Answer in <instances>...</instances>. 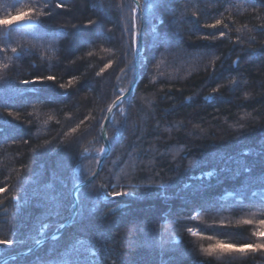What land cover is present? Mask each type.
Instances as JSON below:
<instances>
[{
    "label": "trees",
    "instance_id": "16d2710c",
    "mask_svg": "<svg viewBox=\"0 0 264 264\" xmlns=\"http://www.w3.org/2000/svg\"><path fill=\"white\" fill-rule=\"evenodd\" d=\"M139 2V79L108 123L111 149L83 201L92 228L68 226L59 239L2 264H71L77 249L91 264H196L208 259L198 252L208 241L186 228L208 225L214 227L204 235L222 231L231 242H257L251 232L264 219L258 196L264 185L250 183L240 165H255L253 176L264 171L256 156L264 142V2ZM20 7L54 14L34 13L27 19L37 23L28 28L0 25V187L6 188L0 193V240L17 241L0 245V258L28 250L69 217L73 185L92 173L104 146L96 121L133 77L138 45L129 47L127 29L133 16L136 32L140 24L133 0H0V19H11ZM217 19L222 39H200L218 35L217 29L189 30L196 21ZM87 20L98 22L84 27ZM74 24L80 27L69 35ZM49 75L55 80L20 83ZM240 124L244 128L233 127ZM245 149L252 154L244 156ZM213 170L211 177L202 175ZM237 171L240 177L231 179ZM111 191L129 194L113 199ZM222 197L243 204L213 208L210 200ZM177 215L195 219L177 226ZM243 220L253 223H238ZM242 264H264V252L245 254Z\"/></svg>",
    "mask_w": 264,
    "mask_h": 264
},
{
    "label": "snow or ice",
    "instance_id": "6c2138e0",
    "mask_svg": "<svg viewBox=\"0 0 264 264\" xmlns=\"http://www.w3.org/2000/svg\"><path fill=\"white\" fill-rule=\"evenodd\" d=\"M262 2H264V0H262ZM45 8H49V5H44ZM66 4L65 3H56L55 4V8H65ZM165 8H168V5H164ZM136 9H132V12L135 13ZM36 15H45L47 17H52L54 12L53 11H48L47 13H40V12H36L35 8H28L25 9L23 7L17 8L16 9V15L13 16L11 19H0V25H5V26H12L14 23H19L27 18H29L31 15L33 14ZM193 16L196 15V13L192 14ZM9 16H11V13H9ZM98 22V20H87L84 24V27H89L92 26L94 24H96ZM165 22L164 19H161L159 21V23L161 25H163ZM222 21L220 19H217L214 21V23L211 24H204V25H200L198 21H196L195 23L192 24L191 28L189 29L192 32H198L201 30V28H211V29H217L218 35L217 34H208V35H204L202 37H200V39L203 40H211V41H216L219 39H222L225 37V32L222 30H219L217 28L218 25H221ZM80 27V25H72L71 29L72 31H70L69 35H75L74 30L76 28ZM136 19L135 16H133L131 22H130V27L127 29V31H129L131 33V37H132V44L129 47H133L137 44V32H136ZM226 27V26H225ZM111 31V29H109V32ZM154 34L157 36V41H161L163 40V37L159 36L158 33H155L154 30ZM16 49H13V52H15ZM88 55H91V53H88ZM124 58H127V51L124 53ZM234 63H238V61L234 62ZM112 65V61L109 60L107 63H105L103 65V67L100 68L99 72L97 73V75L99 76L101 73H104L106 69H108L110 66ZM123 71V70H122ZM55 80L54 76H33L32 80H22L20 83L24 84V85H29V84H36L38 82H43V81H53ZM61 88L65 87L64 85H60ZM214 91H218V89H214ZM119 93L120 95L116 98L115 101L112 102V104L108 105V112L110 113L113 109V106L116 104H119L122 100V98L125 97L126 94V90L121 88L119 89ZM88 117H85V120H87ZM109 116L105 115V120H108ZM97 123L100 124L101 127V137H103L105 135L104 133V129L107 127L106 124L102 123L101 121H96ZM81 124H83V121H81ZM233 127H239V128H244L243 124L240 125H234ZM80 128V124H77L74 128H71L70 131L71 132H76L77 129ZM201 131H203V129H201ZM143 134V133H142ZM243 135V133H242ZM25 143H27V141H24ZM105 151L104 147L102 146L100 148V153H103ZM251 150L249 149H245L243 155L244 156H248L251 155ZM256 156L259 158L258 159V163L261 166V168H264V142L261 143V147L259 149V151L256 153ZM194 161H189V164H193ZM242 172L245 175V178L247 180H249L250 183H255L257 181H259L260 184L264 185V171H262L258 176H253L252 172H253V168L255 167V165H251L248 164L247 162H241L240 165ZM221 171H226L224 169H221ZM98 174V172H97ZM202 175L204 176H213L215 175V170L207 172V173H203ZM241 175L240 171H237L232 177H230L231 179L235 180L237 178H239ZM95 180V176H92V179L88 181L87 184V189H81L78 184H74L73 185V204L72 207L73 208H77V206H79L77 211H74L72 216L73 218L68 221L67 225L65 224H61L59 227L60 228H64L66 226H76L77 224H79V226L84 229V230H90L92 228V224L84 219V211H83V201L85 199H87L88 196H90L92 194V192L94 191L95 186L93 185L92 181ZM243 186V185H242ZM99 187L103 188L104 185L100 184ZM185 187H189V185H185ZM6 191V188L4 187H0V193H4ZM129 193L123 192V191H111L107 193V197H111V198H116V197H120V196H124V195H128ZM229 195H231V193H229ZM253 195H255V193H253ZM104 197V198H107ZM50 199H54V198H50ZM261 206H264V199H262L260 201ZM56 207V206H54ZM203 208V206H201ZM207 210V209H204ZM50 214L55 215L56 212L55 211H51ZM195 219L194 216H187V217H181L179 215L176 216L175 220L173 221V223L177 226H182L186 221H191ZM238 223H243L245 225H251L253 223V221L251 220H243L241 222ZM257 223L260 225L259 228H255L253 229V231L251 232V236L255 237L257 239V242H252L250 239L248 242H244V243H235V242H231L230 240H226L221 238L222 236L225 235L224 232H218V234L216 235H204V232L209 229L214 227L213 225H208L206 226L205 229H197L194 227H187L186 228V232L189 233L191 236L193 237H200L202 240H206L208 241L207 245L205 246L204 244H200L199 245V254H202L204 257H207L208 259H198L196 261V264H242V257L247 254V253H257V252H264V219H260L257 221ZM48 227L47 224L44 225V227L40 230V234L43 235L44 229H46ZM229 225H224L221 224L220 228H229ZM51 239L53 241L59 239V235H53L51 237ZM163 239V238H161ZM245 239V238H242ZM14 243H17L16 240H11V239H2L0 240V245H5V246H10L13 245ZM19 243H24L23 240H20ZM35 243L37 245H40L42 243L41 240H36ZM93 252H95V248L92 249ZM193 251H196L195 249H193ZM28 253H31V249L27 250ZM239 254V255H236ZM214 258V261H213ZM13 259H15V257H13ZM36 264H42L41 261L37 260ZM71 264H91V262L88 260V258L84 255L83 252H81L79 249L76 250V259H74ZM120 264H128V261L126 259H122L120 261Z\"/></svg>",
    "mask_w": 264,
    "mask_h": 264
},
{
    "label": "rangeland",
    "instance_id": "374dc122",
    "mask_svg": "<svg viewBox=\"0 0 264 264\" xmlns=\"http://www.w3.org/2000/svg\"><path fill=\"white\" fill-rule=\"evenodd\" d=\"M134 2V1H133ZM138 2H139V0H138ZM135 4V3H134ZM139 4H140V2H139ZM140 10H142L141 8H140ZM142 12V11H141ZM138 15H139V13H138ZM26 20V19H25ZM25 20H23V21H25ZM34 22H36V21H34ZM139 22H140V24H139V28H138V32H137V50H136V54H138L139 55V62H140V56H141V53H142V51H143V46H142V44H141V34H142V29H143V16L141 15H139ZM37 23V22H36ZM16 24L17 23H14L13 24V27H19V28H22L21 26H16ZM35 25V24H34ZM140 45V46H139ZM142 48L141 50H140V48ZM136 54H135V56H136ZM134 60H135V57H134ZM139 70H140V66H139V68H138V72H137V79L135 78V66H134V70H133V77H132V79L129 81V83H128V85L126 86V88H125V90H126V94H125V97L123 98V100L115 107V109L123 102V101H125L132 93H133V91H134V89H135V87H136V84H137V82H138V79H139ZM132 85H133V87H132ZM119 95H120V93H119ZM118 95V96H119ZM117 96V97H118ZM116 97V98H117ZM116 98L113 100V101H115L116 100ZM112 101V102H113ZM112 102L110 103V104H112ZM114 109V110H115ZM114 110H113V112L111 113V115H110V117H109V119L107 120V122L105 123L106 125H107V127L105 128V130H106V134H107V128H108V123H110V121H111V119H112V116H113V113H114ZM107 111H108V107H107V109H106V112H105V115L107 114ZM105 115H104V118H103V120H102V123H104V120H105ZM100 130H101V128H100ZM107 136V135H106ZM101 139H102V137H101ZM107 140H108V136H107ZM102 141H103V144H104V149H105V151L103 152V153H100V157L98 158V160H97V163H96V166H95V168H94V170L92 171V173L89 175V176H87L86 178H84V179H82V180H77L76 181V183L75 184H79V183H82V182H84V181H86L96 170H97V166H98V164H99V162H100V160H102V163H101V166H100V168H99V170L97 171L98 173H99V171H100V169H101V167H102V165H103V162H104V160H105V158L107 157V155L109 154V152H110V149H111V144H110V142H109V140H108V144H109V151H108V153L106 154V155H104L105 153H106V148H105V143H104V140L102 139ZM77 166V165H76ZM75 166V167H76ZM81 169L82 168H79V166H78V168L76 167L75 169H74V172L76 173H78V174H80L79 172H81ZM97 173L95 174V178L97 177ZM93 182V181H92ZM87 184H88V182L86 183V184H84L82 187H81V189L82 188H84V187H86L87 186ZM72 192H73V188H72V190H71V195H72ZM259 195H261V197L259 196ZM258 196L260 197V198H262V199H264V192L263 193H261V194H259ZM255 196V195H254ZM228 197H233V196H231V195H228ZM224 199L225 198H220V199H218V200H214V199H211L210 200V202H211V205H213V208H215V207H218V206H221V207H223L224 206V204H229V205H231V204H237V205H239V206H242V202L241 201H235L236 199L234 198V200H230V199H228L229 201H224ZM238 199V198H237ZM259 199V198H258ZM72 200H73V195H72ZM255 201V200H254ZM231 202H233V203H231ZM250 202H252V200L250 201ZM77 208H78V206H77ZM77 208H76V210H77ZM72 213H73V207H72V210H71V213H70V215H69V217L64 221V222H66L71 216H72ZM72 218H73V216H72ZM63 222V223H64ZM62 223V224H63ZM68 226H66L65 227V229L67 228ZM60 228V227H59ZM65 229L62 231V232H64L65 231ZM187 234H189V233H187ZM44 238H46V237H44ZM41 239H43V238H41ZM41 239H39V240H41ZM49 240H51V239H48V240H45L44 242H42L40 245H42V244H44L45 242H47V241H49ZM36 245V243L33 245V246H31L29 249H31V248H33L34 246ZM39 245V246H40ZM36 249H34V251H35ZM24 252H27V250L26 251H24ZM18 253H20V252H18ZM23 253V252H22ZM32 253V252H31ZM27 254H29V253H27ZM12 255V254H11ZM5 256H3V257H1L0 259H2V258H4Z\"/></svg>",
    "mask_w": 264,
    "mask_h": 264
},
{
    "label": "water",
    "instance_id": "95a60500",
    "mask_svg": "<svg viewBox=\"0 0 264 264\" xmlns=\"http://www.w3.org/2000/svg\"><path fill=\"white\" fill-rule=\"evenodd\" d=\"M134 1V3H135V5H136V7L140 10V6H139V2H138V0H133ZM35 24V22L34 21H32V20H25V21H21V22H19V23H17L16 24V26H21V27H27V26H31V25H34ZM140 46V45H139ZM140 48V47H139ZM142 48H140V50H141ZM134 66H135V78L137 79V72H138V68H139V55L138 54H136V56H135V60H134ZM132 87H133V85H132ZM122 100H123V98H122ZM121 100V101H122ZM118 104H116V105H114L113 106V109H112V111L109 113L108 111H107V116H109L110 117V115H111V113L113 112V110L115 109V107L117 106ZM107 122V120H104V124ZM104 131V133H105V135L102 137V139L104 140V143H105V148H106V153L104 154V155H106L107 153H108V151H109V144H108V140H107V136H106V130L104 129L103 130ZM103 160V159H102ZM102 160H100V162H99V164H98V166H97V170L86 180V181H84V182H82V183H79L78 184V186L81 188L84 184H86L89 180H91L92 179V176H95V174L97 173V171L99 170V168H100V166H101V163H102ZM73 191H74V189H73ZM73 193V192H72ZM74 211H76V208H73V212ZM73 214V213H72ZM72 219V216L66 221V222H64L63 224H65V225H67V223H68V221H70ZM65 229V227L64 228H60L58 231H54L49 237H47V238H43V239H41V241L42 242H44L45 240H48V239H51V237L53 236V235H59L60 233H62V231ZM37 246H39V245H35L33 248H31V252L37 247ZM25 253H28V252H25ZM23 253H16V254H13V255H9V256H6V257H4L2 260H0V262H3L4 260H6V259H9V258H13V257H18V256H21Z\"/></svg>",
    "mask_w": 264,
    "mask_h": 264
},
{
    "label": "bare ground",
    "instance_id": "6f19581e",
    "mask_svg": "<svg viewBox=\"0 0 264 264\" xmlns=\"http://www.w3.org/2000/svg\"><path fill=\"white\" fill-rule=\"evenodd\" d=\"M139 6H140V4H139ZM135 8H136L137 12L139 13V15L141 16V15H142V12H141L142 10H139V9L136 7V5H135ZM140 8H141V6H140ZM26 20H28V19H26ZM29 20H31V19H29ZM32 21H34V20H32ZM35 24H36V22H35ZM28 27H30V25L27 26V27H26V26H25V27H22V28H28ZM106 135H107V134H106ZM231 195H232V194H231ZM259 196L261 197V195H259ZM59 229H60V228H58V229H56V230H54V231H58ZM54 231H53V232H54ZM53 232H52V233H53ZM52 233H51V234H52ZM62 233H63V232H62ZM62 233H60L59 236H60ZM51 234H50V235H51ZM50 235H48L47 237H49ZM47 237H46V238H47ZM38 247H39V246H37L35 249H37ZM33 251H34V250H33ZM33 251H32V252H33ZM20 253H22V252H20ZM13 254H16V253H13ZM13 254H12V255H13ZM26 254H27V253L23 252V254H22L21 256L26 255ZM29 254H30V253H29ZM9 255H11V254H8V255H6V256H9ZM6 256H5V257H6ZM18 257H20V256H18ZM15 258H17V257H15ZM2 259H3V258H2ZM2 259H0V260H2ZM9 259H12V258H9ZM9 259H6V260H4L3 262H0V264H2V263H4V262L8 261Z\"/></svg>",
    "mask_w": 264,
    "mask_h": 264
}]
</instances>
